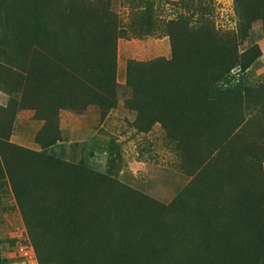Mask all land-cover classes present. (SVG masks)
<instances>
[{"label": "trees", "instance_id": "obj_1", "mask_svg": "<svg viewBox=\"0 0 264 264\" xmlns=\"http://www.w3.org/2000/svg\"><path fill=\"white\" fill-rule=\"evenodd\" d=\"M164 24L170 59L129 61L134 129L160 125L190 183L164 205L111 176L60 160V114L119 107L121 38L111 0H0V180L40 264H264V89L230 82L262 58L251 44L264 0H234L238 25L206 15ZM249 43L245 50L242 47ZM43 123L40 151L11 142L18 114ZM2 256L0 253V264Z\"/></svg>", "mask_w": 264, "mask_h": 264}, {"label": "rangeland", "instance_id": "obj_2", "mask_svg": "<svg viewBox=\"0 0 264 264\" xmlns=\"http://www.w3.org/2000/svg\"><path fill=\"white\" fill-rule=\"evenodd\" d=\"M94 1V0H89ZM234 0H111L119 19L122 33L118 42L117 84L119 107L102 119L96 108L83 114L62 112L60 129L62 140L54 149L56 156L117 179L164 205H169L190 183L181 170V159L176 146L167 140L160 125L147 134L138 133L133 123L136 115L125 108L127 99L126 68L129 61L150 62L159 58L170 59L171 44L164 24L181 17L200 20L205 8L206 18L217 29L233 30L238 25ZM262 51L259 59L245 74H231L232 85L241 80L249 89H264V34L262 23L253 25L250 41ZM248 42L242 47L245 50ZM9 97L0 93V105L6 106ZM263 106L248 115H262ZM43 123L35 114H18L11 142L14 145L40 151L35 138ZM36 249L15 201L7 180H0V253L1 264H29L18 251L20 244ZM38 263L39 259L37 256Z\"/></svg>", "mask_w": 264, "mask_h": 264}, {"label": "built area", "instance_id": "obj_3", "mask_svg": "<svg viewBox=\"0 0 264 264\" xmlns=\"http://www.w3.org/2000/svg\"><path fill=\"white\" fill-rule=\"evenodd\" d=\"M234 3V2H233ZM234 5V4H233ZM234 7V6H233ZM20 256L29 264H39L33 247L29 244H20L18 247Z\"/></svg>", "mask_w": 264, "mask_h": 264}]
</instances>
